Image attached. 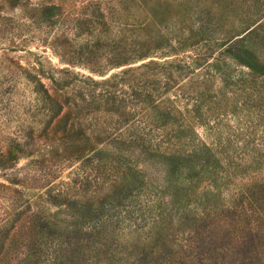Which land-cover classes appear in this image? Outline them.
Returning <instances> with one entry per match:
<instances>
[{
  "label": "rangeland",
  "instance_id": "1",
  "mask_svg": "<svg viewBox=\"0 0 264 264\" xmlns=\"http://www.w3.org/2000/svg\"><path fill=\"white\" fill-rule=\"evenodd\" d=\"M0 153V264H264V0H0Z\"/></svg>",
  "mask_w": 264,
  "mask_h": 264
},
{
  "label": "trees",
  "instance_id": "2",
  "mask_svg": "<svg viewBox=\"0 0 264 264\" xmlns=\"http://www.w3.org/2000/svg\"><path fill=\"white\" fill-rule=\"evenodd\" d=\"M151 13H149V15H150ZM151 17H153L152 16V14L150 15ZM87 28H91V26H88ZM234 49V45H231V44H229L228 46H227V49H225V51H232ZM0 159H1V153H0ZM0 163H1V160H0ZM209 187H210V185H209ZM154 195V194H153ZM151 197H152V195H151ZM154 201V199L153 198H149V200H148V202H147V205L148 204H150V203H152ZM233 206V208L232 209H235L236 211H237V209H238V207L237 206H235L234 207V205H230V206H228V208L229 209H231V207ZM239 211V213L240 214H242V215H240L241 216V219H242V221L244 222V223H247L248 225H250V226H252V225H255V228H250L249 230L250 231H252V232H254L255 230H256V224H255V221H256V217L255 216H248L247 214H246V212L245 211H243V210H238ZM157 217H159V216H157ZM156 217V218H157ZM157 223V221H153V224H156ZM108 224V223H107ZM241 222H238L237 223V226H241ZM144 240L145 241H148L149 240V237H145L144 238ZM262 241L264 242V237H262ZM183 251H187L188 252V256L187 257H185V256H183V259L185 260L186 258L187 259H192L193 258V256H194V253H195V250L197 249L196 247H194V244L192 243V242H190V240H188V241H186L185 240V244L183 245ZM29 254H28V257H27V261H30V260H32L34 257H35V255H36V252H34V253H32L33 251H32V249L31 250H29ZM184 255V254H183ZM199 256H201V257H199ZM195 257L197 258V259H199V258H202V255L198 252V250L196 251V253H195ZM168 263V262H167ZM94 264H96V263H94ZM132 264H134V262H132ZM196 264H209V262L208 261H206V260H201V261H197L196 262Z\"/></svg>",
  "mask_w": 264,
  "mask_h": 264
}]
</instances>
